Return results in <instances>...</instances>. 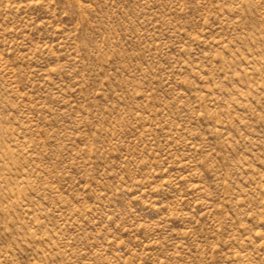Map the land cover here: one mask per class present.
I'll return each mask as SVG.
<instances>
[{
  "label": "rangeland",
  "instance_id": "374dc122",
  "mask_svg": "<svg viewBox=\"0 0 264 264\" xmlns=\"http://www.w3.org/2000/svg\"><path fill=\"white\" fill-rule=\"evenodd\" d=\"M0 264H264V0H0Z\"/></svg>",
  "mask_w": 264,
  "mask_h": 264
}]
</instances>
